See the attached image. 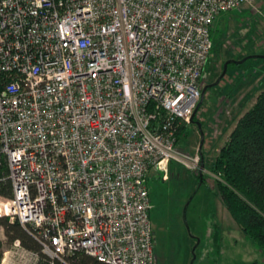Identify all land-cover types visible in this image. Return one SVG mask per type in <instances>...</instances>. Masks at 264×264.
Listing matches in <instances>:
<instances>
[{"label": "built area", "instance_id": "built-area-1", "mask_svg": "<svg viewBox=\"0 0 264 264\" xmlns=\"http://www.w3.org/2000/svg\"><path fill=\"white\" fill-rule=\"evenodd\" d=\"M255 0H0L1 264H156L147 185L192 125L223 14Z\"/></svg>", "mask_w": 264, "mask_h": 264}, {"label": "rangeland", "instance_id": "rangeland-1", "mask_svg": "<svg viewBox=\"0 0 264 264\" xmlns=\"http://www.w3.org/2000/svg\"><path fill=\"white\" fill-rule=\"evenodd\" d=\"M210 37L214 50L202 74L195 115L203 141L193 123L178 142L187 153L200 150V167L202 160L207 167L204 182L196 183L200 169L176 163L169 166L165 181L154 174L147 180L156 264H264V255L232 220L217 194L216 178L207 171L264 90V0L219 15ZM212 235H217V250ZM0 241L2 259L9 257L11 244L2 228Z\"/></svg>", "mask_w": 264, "mask_h": 264}, {"label": "trees", "instance_id": "trees-1", "mask_svg": "<svg viewBox=\"0 0 264 264\" xmlns=\"http://www.w3.org/2000/svg\"><path fill=\"white\" fill-rule=\"evenodd\" d=\"M213 50L212 43L211 51ZM195 115L192 119L194 122ZM183 132L184 127L177 134L178 142ZM202 163L203 169H207L203 160ZM207 171L216 178L217 194L232 220L264 255V90L257 96L252 108L238 120L227 142ZM200 175L196 178V183H199ZM201 178L204 182L203 174ZM0 228L3 229L8 244L19 241L25 249L40 252L36 242L17 222L11 223L7 219H0ZM212 237L213 247L216 248L217 235ZM2 254L0 241V264ZM39 264L51 263L41 256ZM66 264L103 263L79 253L69 258Z\"/></svg>", "mask_w": 264, "mask_h": 264}, {"label": "water", "instance_id": "water-1", "mask_svg": "<svg viewBox=\"0 0 264 264\" xmlns=\"http://www.w3.org/2000/svg\"><path fill=\"white\" fill-rule=\"evenodd\" d=\"M226 67H227V64H226V66H225V69H224V72H223L222 75L225 74ZM219 80H220V79H219ZM219 80H217V81L214 83V85L218 84ZM204 91H205V90H204ZM204 91H203L202 94H204ZM202 97H203V95H202ZM196 111H197V110H196ZM192 123H195V124L198 126V129H199L200 134H201V143H202V141H203V133L201 132L202 130H201L200 124L197 123V122H194L193 120H192ZM203 168H204V165H203V163H202V164H201V172H200L201 175H202V170H203ZM201 175H200V182H202ZM186 207H187V206H186ZM184 211H185V209H184ZM194 258H195V257H194Z\"/></svg>", "mask_w": 264, "mask_h": 264}, {"label": "crops", "instance_id": "crops-1", "mask_svg": "<svg viewBox=\"0 0 264 264\" xmlns=\"http://www.w3.org/2000/svg\"><path fill=\"white\" fill-rule=\"evenodd\" d=\"M216 249V248H215ZM217 250V249H216Z\"/></svg>", "mask_w": 264, "mask_h": 264}]
</instances>
